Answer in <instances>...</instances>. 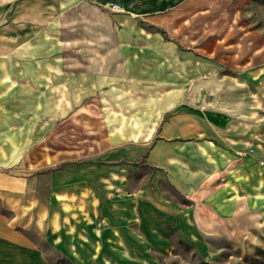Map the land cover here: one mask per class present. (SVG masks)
I'll list each match as a JSON object with an SVG mask.
<instances>
[{
	"label": "crops",
	"instance_id": "0c3cea01",
	"mask_svg": "<svg viewBox=\"0 0 264 264\" xmlns=\"http://www.w3.org/2000/svg\"><path fill=\"white\" fill-rule=\"evenodd\" d=\"M55 12L0 0V264H50L44 246L74 264H166L174 232L197 240L202 220L231 221L247 200L238 158L246 123L201 106L248 105L247 88L222 87L202 102L178 47L162 53L131 34L114 39L107 68L85 69L66 23L57 34ZM88 111L102 132L101 161L56 169L73 155L60 157L51 137ZM164 184L194 207L182 208Z\"/></svg>",
	"mask_w": 264,
	"mask_h": 264
},
{
	"label": "rangeland",
	"instance_id": "374dc122",
	"mask_svg": "<svg viewBox=\"0 0 264 264\" xmlns=\"http://www.w3.org/2000/svg\"><path fill=\"white\" fill-rule=\"evenodd\" d=\"M32 1L44 9L55 8L56 18L62 23L57 34L63 38L66 23L73 43L71 51L83 61L85 69L107 68L119 49L112 45L114 39L131 34L147 42L151 39L150 47L162 53L178 47L184 55L189 86L194 81L200 85L202 102L214 96L204 93L222 87L247 88L243 97L248 98V105H201L228 112V118L232 115L238 127L240 118L246 123L248 148L239 152L238 158L249 171L247 200L234 207L231 221L202 220L200 227L197 225V240L183 241L174 232L171 237L176 249L164 262L241 264L264 249V0H176L170 4L163 0ZM84 113L83 118L78 117L72 126L63 125L57 129V136L51 137L50 146L60 157L73 155L72 159L58 161L56 169L87 162L95 166L101 161L98 152L102 150V132L97 117L92 111ZM136 165L148 175L144 162ZM258 168L261 172L255 171ZM131 177L137 184L141 175L138 170L131 171ZM164 189L185 210L194 207L191 198L173 193L165 184ZM200 208L205 211L203 206ZM171 222L164 224V231L171 226L165 233L176 229ZM43 250L50 264H74L50 247L44 246Z\"/></svg>",
	"mask_w": 264,
	"mask_h": 264
},
{
	"label": "trees",
	"instance_id": "16d2710c",
	"mask_svg": "<svg viewBox=\"0 0 264 264\" xmlns=\"http://www.w3.org/2000/svg\"><path fill=\"white\" fill-rule=\"evenodd\" d=\"M203 264H209L207 262H203ZM241 264H264V249L258 250V252L250 257L248 260Z\"/></svg>",
	"mask_w": 264,
	"mask_h": 264
}]
</instances>
